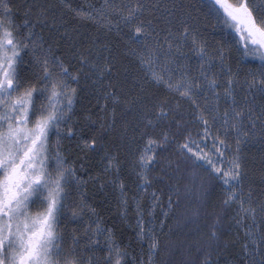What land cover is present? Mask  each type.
<instances>
[{
	"label": "snow or ice",
	"instance_id": "obj_1",
	"mask_svg": "<svg viewBox=\"0 0 264 264\" xmlns=\"http://www.w3.org/2000/svg\"><path fill=\"white\" fill-rule=\"evenodd\" d=\"M73 11L115 30L117 41L127 37L123 56L107 36L61 50L43 31L50 15L55 24L54 4L0 0V264H127L87 191L101 180L126 215V166L147 264H219L213 256L228 247L233 205L236 223H247L228 264H264V194L245 192L242 154L255 139L264 143V9L257 17L249 0H105ZM209 17L220 36L214 47L205 38ZM233 50L237 65H257L243 78L229 62ZM127 57L134 66L121 64ZM101 90L111 111L102 106L94 129L77 105ZM84 128L90 138L80 150L103 165L87 179L83 158L70 162L62 144ZM154 184L146 219L142 199Z\"/></svg>",
	"mask_w": 264,
	"mask_h": 264
},
{
	"label": "trees",
	"instance_id": "obj_2",
	"mask_svg": "<svg viewBox=\"0 0 264 264\" xmlns=\"http://www.w3.org/2000/svg\"><path fill=\"white\" fill-rule=\"evenodd\" d=\"M31 2H41V0H13L16 5H26V3ZM44 3H51L56 6L55 13V24H53V19L50 15L48 25L44 26L45 39L51 42L55 39L61 50H64L67 45L73 43V41H78L80 46H87V44L94 38L100 37L104 39L105 36L112 42L113 53L117 55L118 58L123 56V50L125 47V40L127 37H123L119 41L116 40L115 30L108 32L107 28L103 26V22L97 23L94 20H84L75 15L74 9L83 8L85 11L92 8H100L105 0H43ZM232 3H236L237 0H230ZM252 7L256 8L257 11L254 13L257 17L261 15L260 9H264V0H249ZM70 7H65V5ZM23 10L17 14V20H23ZM209 27L205 32V38L208 40L210 46H216L217 42L220 40V36L217 35L218 30H214L211 27L212 18L209 17L207 20ZM67 30L68 35H65ZM37 31H40V27H37ZM126 32L127 29H124ZM134 46V45H131ZM60 54L59 52L57 53ZM229 62L233 70L239 71L240 77L243 78L249 67L255 68L256 63L247 64L241 63L237 65V56L235 51L231 53L228 57ZM250 59V58H245ZM122 65L134 66L131 64V58H123L121 60ZM107 79L104 83H107ZM255 102L260 104L261 98L259 95L255 97ZM108 104V111H111L110 100L106 101L103 95V90L99 93L92 92L87 98L77 105V112L79 115L83 116L85 112H90L93 119L96 120L94 129H99L104 112L102 111V106ZM84 123L77 125L78 128H83ZM215 131V129H213ZM84 137L90 138V133L87 128H84L83 137H74L71 142L68 140H63L62 144L64 147L65 154L69 156L70 162L73 159L83 158V163L87 171L83 172L85 179L89 175L96 176L102 170V163L100 162V156L94 152H82L80 150V143ZM55 140V136H53ZM210 144V141H209ZM242 154L244 156L245 164V180H244V190L247 193L249 189L252 190V195L256 200H259L264 194V143H262L258 138L251 143L242 146ZM80 164L77 163V168L79 169ZM124 183L127 185L125 191L129 196V207L127 209V214H123V209L117 201L118 192H113L111 187H107L103 190L100 189L101 180L95 182V186L91 181L87 185V191L89 194V202L93 207H96L100 216L102 217V222L104 226L108 229H112L114 237L120 247L127 251L128 255L126 257L127 264H147L148 262V244L147 238L141 240L137 235L136 228V208L135 204L131 201V196L135 190V180L134 175H132L128 169L125 170L121 177ZM159 185H153V188H149L147 194L144 195L142 199V207L144 209V216L147 219L148 210L151 205V192L158 189ZM221 188L217 187L215 190L213 199L219 200ZM164 201L167 200L166 192L163 194ZM237 206L233 205L229 212L228 220V230L224 232L222 237L223 240L228 242V247L225 249L219 257L213 256L214 260H219V264H228L229 261L233 259L232 253L240 249L245 242V226L244 224L236 223ZM161 213L159 208L156 209L157 222L161 218ZM69 229L72 227H78L82 229L81 224L72 225L70 224ZM103 239V238H101ZM158 258V257H157Z\"/></svg>",
	"mask_w": 264,
	"mask_h": 264
}]
</instances>
